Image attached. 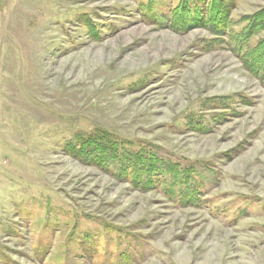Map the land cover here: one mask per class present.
<instances>
[{
    "label": "rangeland",
    "instance_id": "rangeland-1",
    "mask_svg": "<svg viewBox=\"0 0 264 264\" xmlns=\"http://www.w3.org/2000/svg\"><path fill=\"white\" fill-rule=\"evenodd\" d=\"M199 7L0 0V264H264V84L237 40L264 0L225 34L182 25ZM96 133L172 166L163 185L77 157Z\"/></svg>",
    "mask_w": 264,
    "mask_h": 264
},
{
    "label": "trees",
    "instance_id": "trees-1",
    "mask_svg": "<svg viewBox=\"0 0 264 264\" xmlns=\"http://www.w3.org/2000/svg\"><path fill=\"white\" fill-rule=\"evenodd\" d=\"M187 1V0H186ZM195 8L199 5V13L186 14V8L180 15H176L186 27L194 25H210L212 30L226 33L230 22V16L235 9L236 0H193ZM179 8V7H178ZM173 19V17H172ZM248 33L240 34L238 44L242 48L238 53L239 58L245 63L257 78L264 84V39L256 45L249 46L253 35L264 30V9H261L249 18ZM247 46V51H244ZM71 147L73 153L92 164L103 168L114 166L119 169V178L129 182L140 191L153 190L158 185H163L160 175L167 173L172 166L166 163L159 164L155 155L136 154L126 149L125 144L113 138L110 134L96 133L90 137H78ZM170 167V168H169ZM182 173L173 177V184L182 187Z\"/></svg>",
    "mask_w": 264,
    "mask_h": 264
}]
</instances>
